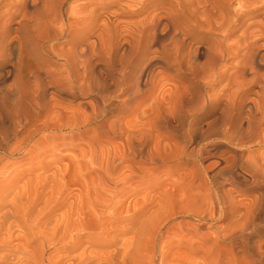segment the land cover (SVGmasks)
Instances as JSON below:
<instances>
[{"label": "bare ground", "instance_id": "1", "mask_svg": "<svg viewBox=\"0 0 264 264\" xmlns=\"http://www.w3.org/2000/svg\"><path fill=\"white\" fill-rule=\"evenodd\" d=\"M68 1L0 0V264H264V0Z\"/></svg>", "mask_w": 264, "mask_h": 264}, {"label": "rangeland", "instance_id": "2", "mask_svg": "<svg viewBox=\"0 0 264 264\" xmlns=\"http://www.w3.org/2000/svg\"><path fill=\"white\" fill-rule=\"evenodd\" d=\"M83 0H69L67 2V4L65 5V7H69L71 5H76V4H79L80 2H82ZM10 52H11V59L14 60L15 59V56H16V53H17V42L16 40H12L11 41V44H10ZM12 84H13V81L12 79H8L6 81V83L3 85L4 87V90H10V93L12 95L15 94L13 88H12ZM91 98H89L88 100H90ZM81 100V99H80ZM218 224H224V222H218ZM2 264H8V263H2Z\"/></svg>", "mask_w": 264, "mask_h": 264}]
</instances>
